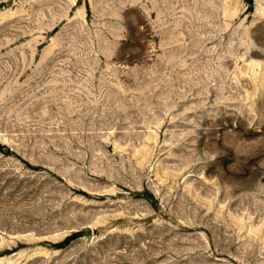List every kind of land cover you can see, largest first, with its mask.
<instances>
[{"label":"rangeland","instance_id":"obj_1","mask_svg":"<svg viewBox=\"0 0 264 264\" xmlns=\"http://www.w3.org/2000/svg\"><path fill=\"white\" fill-rule=\"evenodd\" d=\"M0 264H264V0H0Z\"/></svg>","mask_w":264,"mask_h":264},{"label":"bare ground","instance_id":"obj_2","mask_svg":"<svg viewBox=\"0 0 264 264\" xmlns=\"http://www.w3.org/2000/svg\"><path fill=\"white\" fill-rule=\"evenodd\" d=\"M230 14H231V13H230ZM229 16H230V15L228 14L227 17H229ZM259 228H261V227H259ZM261 229H262V228H261ZM256 230H257V232H259L258 229H256ZM256 230H255V231H256ZM261 231H262V230H260V232H261ZM257 232H256V233H257ZM250 245H251V244H250ZM245 246H246V245H245ZM249 247H250V246H249ZM248 249H249V248H248ZM255 249H256V248H255Z\"/></svg>","mask_w":264,"mask_h":264}]
</instances>
